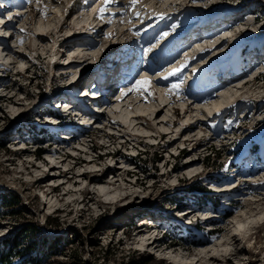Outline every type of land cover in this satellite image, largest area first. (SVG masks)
<instances>
[{"label":"rangeland","instance_id":"obj_1","mask_svg":"<svg viewBox=\"0 0 264 264\" xmlns=\"http://www.w3.org/2000/svg\"><path fill=\"white\" fill-rule=\"evenodd\" d=\"M0 4L8 37L0 38V192L21 200L18 215L0 207V239L38 226L24 244L55 240L57 254L37 264H180L177 254L196 264L261 263L264 218L246 222L264 217V0ZM100 76L101 128L81 127L87 116L63 120L56 99ZM222 90L233 99L211 114L203 105ZM118 114L125 121L115 124ZM90 170L100 195L97 184L80 191L87 179L76 175ZM199 184L210 201L188 195ZM214 242L217 261L199 255Z\"/></svg>","mask_w":264,"mask_h":264},{"label":"trees","instance_id":"obj_2","mask_svg":"<svg viewBox=\"0 0 264 264\" xmlns=\"http://www.w3.org/2000/svg\"><path fill=\"white\" fill-rule=\"evenodd\" d=\"M48 138H49L48 134H43L42 138L39 141L41 142L44 140L47 141L49 140ZM157 159L159 158L152 157L153 161H156ZM139 161H143V160L139 159ZM190 188L193 189L192 191H198L202 193V195H200V193L198 192H192V194H188L189 196L193 195L196 201H198L199 198L202 196L204 197L206 201H210L213 198L212 191L205 186H202L199 184L196 186L193 185ZM173 201L177 203L176 199ZM20 203H21V200L16 194L11 193L9 191L0 192V207L7 208L8 214L13 215V216L18 215L20 212L17 208ZM48 224L51 226V223L48 222ZM219 231H220L219 228H213L209 231V233L214 234V233H218ZM37 232H41V229L38 226L35 227L34 224H30L15 234L1 238L0 239V264H26L27 261H31V260L34 264H37L41 261V259L44 256L52 257V255L57 254V252H55V248L57 247L55 240H53L52 242H46L44 248H37L36 242H34V244L30 243L29 245L24 244L23 241H24V238L27 237V235H29L30 233L32 236L34 234L37 235ZM192 243L195 244L199 242L192 241ZM33 251H35V253H32ZM26 253L27 254L30 253V255L26 259L23 260V263H13L14 258H17V257L22 258L24 257ZM148 263L149 262H147V260L143 262V264H148Z\"/></svg>","mask_w":264,"mask_h":264},{"label":"bare ground","instance_id":"obj_3","mask_svg":"<svg viewBox=\"0 0 264 264\" xmlns=\"http://www.w3.org/2000/svg\"><path fill=\"white\" fill-rule=\"evenodd\" d=\"M86 1H89V0H86ZM90 5V3L87 5L88 7H90L89 6ZM68 15V14H67ZM2 22V20L0 21V23ZM2 24L3 23H1V25H0V27L2 26ZM65 25V21H63L62 22V26H64ZM3 27V26H2ZM1 27V28H2ZM0 28V29H1ZM103 27H101V28H99L98 29V33H99V31H101V29H102ZM1 36V35H0ZM39 36V38L40 39H42L43 40V37H41L40 35H38ZM198 56H200V55H198ZM197 56V57H198ZM118 57H119V55H118ZM195 58H196V56H195ZM194 58V59H195ZM3 59V58H2ZM118 59H124V58H122V57H120V58H118ZM117 58L115 59V60H118ZM114 60V61H115ZM68 64H70V63H68ZM108 66V65H107ZM70 67V66H69ZM109 67V66H108ZM211 71V70H210ZM68 71L67 70H65V68L64 69H62V70H60V77H65V74L67 73ZM1 80V79H0ZM86 80V79H85ZM221 83H219V85H220ZM85 94H88L86 91H85ZM74 95H76V93L74 94ZM103 96H104V94L102 95V97L101 98H103ZM217 96V95H216ZM223 97V98H222ZM119 98V97H118ZM221 98V99H220ZM233 98H232V95H228V94H225V90H222V92L220 93V97H219V99L218 100H213V101H211L210 102V105H203L204 107H206V108H209V109H212V111H211V114L216 110H219V109H222V107L227 103V102H229V101H231ZM142 100H144V97L142 98ZM136 102V101H135ZM70 103V102H69ZM86 103H88V105H91V106H93V107H95V108H97V109H99L100 107H101V105L99 106V104H101V100L99 101H96V102H90L89 100H87V102ZM164 106H162V107H160V108H158V110H161L162 108H163ZM176 111H178V109H175L174 110V112L175 113H177ZM112 113H116V110H112ZM130 114V113H129ZM135 114V113H134ZM119 115V118H118V121L117 120H113V122H115V124L116 123H123L124 121H125V118H124V115H120V114H118ZM136 115V114H135ZM77 117V116H76ZM87 118H89V119H91V117L90 116H88L87 115ZM117 121V122H116ZM174 123H176V121L174 122ZM169 133H171V132H169ZM168 133V134H169ZM139 136V135H138ZM160 136V138L161 139H163L164 137H165V133H162V134H160L159 135ZM49 152H51V151H49ZM52 156V155H51ZM64 157V159H66L67 157H68V155H66V154H64V155H62V158ZM49 158L51 159V157L49 156ZM76 160H79L78 162L80 163V162H83V163H87V164H90V163H92L95 159H90V160H88V161H81L79 158H77ZM45 161V160H44ZM76 163V162H75ZM73 169V167H67L65 170H64V172L65 173H67V172H69L70 170H72ZM97 170H90V171H83L82 173H80L79 175H76V176H78V177H81V178H83V179H87V184L86 185H84L83 187H82V189H80V191L82 192V193H87V192H90V190H89V185H91V184H97L98 186V188H97V191L96 192H94V193H96V194H98V195H100V194H102L105 190L102 188V187H100V185L99 184H101L102 182H101V177H99V176H97ZM65 175V174H64ZM88 176H90L89 178H88ZM72 178V177H71ZM68 180H71L70 178H68L67 180H64V181H62V182H60L59 184H58V186H56V187H53V189H55V188H57V187H60V186H63L66 182H68ZM121 180H125V179H123L122 177H121ZM113 181H115V179L113 180ZM38 181H34L33 182V184L34 183H37ZM32 184V185H33ZM68 192H70V190L69 189H67L65 192H64V194H67ZM183 214H184V211L182 212ZM187 214L188 213H186V215H184V216H187ZM262 218H264L263 217V214H261L260 216H258V217H254V218H252V219H249L247 222H246V226H247V228H250L254 223H256L257 221H259L260 219H262ZM144 218H142V220H143ZM144 222V221H143ZM230 240V241H229ZM234 239H233V237L232 238H230V239H228V241L229 242H234L235 243V240L233 241ZM146 241H147V243L148 244H154V242L155 241H153V242H151L150 240H147L146 239ZM217 242H214V243H212V246L211 247H208V248H203V247H205V246H202L201 247V251H200V254L199 255H203V253L204 254H207L208 255V259H209V261H217L218 260V257H216L215 255H213L214 254V252H216L217 250H211L212 249V247H215V244H216ZM227 244H229V243H227ZM226 243H225V245H227ZM232 250H235L234 251V253H236L237 252V250L234 248V249H232ZM210 252V253H209ZM229 254H231V252L229 253ZM198 255V256H199ZM176 256H178V258H177V260L176 259H174L175 261H178L180 264H183V263H186V264H196V263H193V261H191V259H190V256H186V255H182V254H177ZM176 256L175 255H173V258H176ZM191 256H193V254L191 255ZM196 256V255H195ZM202 258H204V257H202ZM258 261H260L261 263L260 264H264V256H263V258L262 259H258ZM197 262V261H196ZM202 263V262H201ZM248 264H254V263H252V262H247Z\"/></svg>","mask_w":264,"mask_h":264},{"label":"snow or ice","instance_id":"obj_4","mask_svg":"<svg viewBox=\"0 0 264 264\" xmlns=\"http://www.w3.org/2000/svg\"><path fill=\"white\" fill-rule=\"evenodd\" d=\"M108 2H115V0H105V3H108ZM8 19H12V18L8 17ZM179 71H180V69H174L173 72L170 73V75H176ZM165 79H167V77H165ZM148 84H149V81L147 79L136 81L137 87H144ZM177 87H178V85H173V88H177ZM133 90H135V89H133Z\"/></svg>","mask_w":264,"mask_h":264}]
</instances>
